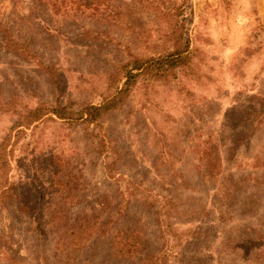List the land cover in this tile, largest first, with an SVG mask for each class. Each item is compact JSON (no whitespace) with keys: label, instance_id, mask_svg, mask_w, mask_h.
<instances>
[{"label":"rangeland","instance_id":"obj_1","mask_svg":"<svg viewBox=\"0 0 264 264\" xmlns=\"http://www.w3.org/2000/svg\"><path fill=\"white\" fill-rule=\"evenodd\" d=\"M178 39L187 65L151 68L101 127L26 125L102 104ZM7 141L0 264H264V0H0Z\"/></svg>","mask_w":264,"mask_h":264},{"label":"trees","instance_id":"obj_2","mask_svg":"<svg viewBox=\"0 0 264 264\" xmlns=\"http://www.w3.org/2000/svg\"><path fill=\"white\" fill-rule=\"evenodd\" d=\"M188 50L186 44H179V39L175 42V50L167 52L166 55L160 56L158 58H149L147 60H134L132 63L127 64L121 68L122 74V88L117 91V93L111 96L108 99H105L100 105H87L82 108L79 112H71L70 107H58V108H44L43 106L37 107L28 112V115L25 116L29 121L27 126H31L33 123L39 121L42 117L51 114L60 120H81L84 124L90 125L93 128L101 127L100 124L101 118L108 112L116 109L117 105L122 102L124 96L128 93L131 84L142 75L151 71V68H155V75L157 78L168 77L173 75V71L183 65H187ZM19 126L22 127V124ZM9 141V140H8ZM2 143L0 145V151H5L7 143ZM95 148L98 153L103 155L108 151V141L100 137L95 142ZM3 157V154L0 156V160ZM4 162V160H3ZM115 161L105 162V171L109 178H113L114 169L112 166ZM5 163V162H4ZM133 197H136L133 196ZM2 200V199H1ZM0 200V202H1ZM2 205V204H1ZM153 205V204H152ZM150 206V205H149Z\"/></svg>","mask_w":264,"mask_h":264}]
</instances>
